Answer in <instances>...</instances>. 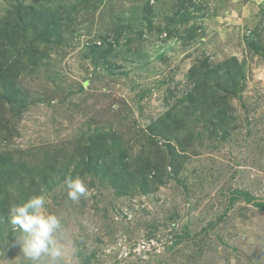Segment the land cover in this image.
I'll use <instances>...</instances> for the list:
<instances>
[{"label":"rangeland","instance_id":"rangeland-1","mask_svg":"<svg viewBox=\"0 0 264 264\" xmlns=\"http://www.w3.org/2000/svg\"><path fill=\"white\" fill-rule=\"evenodd\" d=\"M37 195L62 264H264V0H0V264Z\"/></svg>","mask_w":264,"mask_h":264},{"label":"clouds","instance_id":"clouds-1","mask_svg":"<svg viewBox=\"0 0 264 264\" xmlns=\"http://www.w3.org/2000/svg\"><path fill=\"white\" fill-rule=\"evenodd\" d=\"M64 183L67 196L73 202L91 195L88 183L79 175L66 177ZM46 203L44 195H37L23 203L12 204L10 222L20 231L19 247L32 264H41L45 259L47 264H62L63 252L58 240L61 220L45 212Z\"/></svg>","mask_w":264,"mask_h":264},{"label":"trees","instance_id":"trees-1","mask_svg":"<svg viewBox=\"0 0 264 264\" xmlns=\"http://www.w3.org/2000/svg\"><path fill=\"white\" fill-rule=\"evenodd\" d=\"M18 13H19V11H18ZM17 17V16H16ZM16 19V18H15ZM18 23H19V21H17ZM21 22H25V21H23V18H21ZM28 26H30V23H28ZM250 46H251V44H249ZM234 62H235V64H236V66L238 67V65H240L239 63H238V60H236V58H234V59H231V60H228L226 63L228 64V66H227V69H228V71H229V75H230V77H229V80H232V78L233 77H235L236 75H234V71H233V69L231 68V64H234ZM224 68V67H223ZM193 69H200V68H198V67H193ZM202 69V68H201ZM202 73H205L204 74V76H203V78H198V80H197V82H198V86H196V91H198L199 90V88L202 86V85H204L205 83H206V80H207V78H208V76H209V74H208V71H207V69L205 68V69H203V70H200ZM192 72H194V71H192ZM192 75V74H191ZM225 75H227V74H225ZM233 86V85H232ZM234 87V86H233ZM192 94H193V92H192ZM191 94V95H192ZM8 97H7V99H8V102L7 103H9L8 105L10 106L9 107V109H12V110H14V104L13 105H10V103H12L11 101L14 99V97H15V92H12V91H10V92H8V94H6ZM191 100V99H190ZM20 112V111H19ZM176 117V116H175ZM175 123L177 124V125H180L178 122V119L177 118H175ZM178 121V122H177ZM182 122V121H181ZM180 122V123H181ZM150 128V130H152V126H149ZM108 140H109V138H107V137H103V140L100 142L101 143V147H102V151L103 152H101L102 154L104 153V155H105V157L108 155V154H110V151H109V147H111V144H109L108 143ZM154 142H156L154 139L152 140V144H153V146H154ZM170 143V142H169ZM167 144V145H165V147H170L171 149L169 150V152L170 153H174L175 152V148L171 145V144ZM155 146L156 147H159V145H158V142H156L155 143ZM101 151V150H100ZM167 152H168V150H165V149H162V156L161 157H166L167 156ZM175 155H176V153H175ZM103 156V155H102ZM122 158H124L125 159V156H123ZM123 160V159H122ZM166 162H167V160H165ZM167 166H169V163L168 164H166V165H164V166H154V171H153V174H154V176H157L156 174H159V171H160V168L161 167H164L165 168V170H166V168H167ZM144 171H146V169L144 168V167H142V169H141V172L143 173ZM149 185V184H148ZM233 198V197H232ZM234 199V198H233ZM258 206H260V207H262V208H264V203L263 202H260V203H258Z\"/></svg>","mask_w":264,"mask_h":264}]
</instances>
